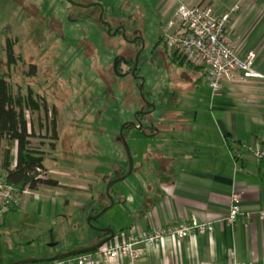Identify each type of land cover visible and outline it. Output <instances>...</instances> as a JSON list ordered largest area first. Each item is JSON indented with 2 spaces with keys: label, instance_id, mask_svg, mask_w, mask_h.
I'll use <instances>...</instances> for the list:
<instances>
[{
  "label": "rangeland",
  "instance_id": "1",
  "mask_svg": "<svg viewBox=\"0 0 264 264\" xmlns=\"http://www.w3.org/2000/svg\"><path fill=\"white\" fill-rule=\"evenodd\" d=\"M127 1L130 6L119 15L128 20V29L139 30L143 37L145 51L139 67L145 98L155 109L147 117L149 122L142 124V130L132 127L125 132L133 173L111 187L110 198L106 190L115 175V168L122 170L120 166H124L128 170L127 155L116 137L125 123L135 120L142 103L139 77L118 78L112 72L113 61L115 55L128 51L134 56L136 49L119 38L104 35L103 29L94 21L70 23L67 15L82 17L85 11L71 9L62 0H0V73L10 81L14 100L20 99L18 102L29 113L35 133L32 147L43 153L44 165L51 171L77 168L85 165V161H93V171L89 173L97 183H92V192L101 196V204L110 206L113 201L114 205L92 224L95 227L111 226L118 231L132 223L131 214L136 208L141 179L151 181L140 175L136 164L138 153H152L157 144L151 136L145 135L150 133L153 121L159 119L164 106L196 105L199 109L212 94L201 69L174 64L164 54V45L160 42L166 22L172 16L168 12L162 13L159 8L168 5L170 0H116V10L119 3ZM204 6L214 5L206 3ZM7 41L13 46L11 63L6 54ZM158 44V51L151 53ZM29 95L39 103L35 112L26 105ZM53 120L62 125L61 139H54ZM5 144L2 143L1 152L5 151ZM71 155L72 159L68 157ZM148 176L150 178V174ZM122 198H126L127 204L120 201ZM94 202L97 206L98 202ZM95 206L88 205V211ZM34 211L27 212L31 223ZM13 213L24 215L20 210ZM79 213L73 209L72 225ZM89 217L81 222L80 229L72 228L70 224L68 229L52 225L51 232L46 231L32 239L17 229L9 249L0 255V259L8 263L40 258L50 252L90 247L98 232L88 224Z\"/></svg>",
  "mask_w": 264,
  "mask_h": 264
},
{
  "label": "crops",
  "instance_id": "2",
  "mask_svg": "<svg viewBox=\"0 0 264 264\" xmlns=\"http://www.w3.org/2000/svg\"><path fill=\"white\" fill-rule=\"evenodd\" d=\"M182 1L188 6L211 3L218 14H223L239 0ZM159 10L172 16L174 0ZM228 29L231 38L242 44L244 54L252 50L258 53L257 70L264 75V0L242 1ZM61 131L62 125L56 122L57 139H61ZM150 136L157 144L152 153H138L136 168L151 181L141 179L132 223L119 231L114 229L116 238L111 244L123 241L131 232L165 229L181 221L211 222L214 232L180 241L167 238L144 248L136 263L123 259L101 264H264V216L259 214L264 213V162L251 157L236 161L233 158V151L243 143L264 147V78L243 84L226 82L222 93L216 97L211 94L199 109L196 105L164 106L159 119L152 123ZM15 158L16 146L11 153L12 168ZM2 159L0 153V166ZM84 163L77 168L51 171L43 161L47 178L57 181L58 187L21 194L20 205L5 216L0 226V255L9 249L18 230L32 239L51 232L52 225L68 229L70 224L80 229L81 222L90 215L88 205L95 206L96 201V208L108 206L101 204V196L92 192V183H97L89 173L94 162ZM120 168H115V173L122 172L124 166ZM233 192L242 194V211L250 217H240L229 225L224 219L229 214ZM120 201L127 204L126 198ZM31 209L35 210L32 223L27 214ZM73 209L80 212L74 225ZM17 210L24 215L13 213ZM98 238L99 233L93 242ZM18 261L21 259L8 263L0 259V264Z\"/></svg>",
  "mask_w": 264,
  "mask_h": 264
},
{
  "label": "built area",
  "instance_id": "3",
  "mask_svg": "<svg viewBox=\"0 0 264 264\" xmlns=\"http://www.w3.org/2000/svg\"><path fill=\"white\" fill-rule=\"evenodd\" d=\"M239 0L223 14H218L213 6H188L174 0V12L166 23L163 39L168 50L179 60L204 69L212 96L223 91L224 83H247L251 79H261L264 75L257 70L258 53L255 50L244 54L239 41L231 38L228 26L239 11ZM26 118L28 117V112ZM251 157L258 163L264 162V147L259 143L241 144L233 151L234 160ZM39 178L43 173L38 169ZM30 194L26 189L23 194ZM21 193L10 185L4 173L0 174V226L5 216L20 205ZM242 194L233 192L228 216L224 219L234 225L240 217L249 218L241 207ZM260 217L264 216L260 212ZM214 226L211 222L181 221L168 225L165 229L154 228L146 232H131L127 238L114 244L108 243L95 252L80 254L63 260L40 264H101L129 259L136 263L144 248L157 245L169 238L185 240L200 235H211Z\"/></svg>",
  "mask_w": 264,
  "mask_h": 264
},
{
  "label": "trees",
  "instance_id": "4",
  "mask_svg": "<svg viewBox=\"0 0 264 264\" xmlns=\"http://www.w3.org/2000/svg\"><path fill=\"white\" fill-rule=\"evenodd\" d=\"M6 46V54L9 59L8 63H11L13 46L10 41H7ZM169 57L171 61L177 65H188L202 69L193 64H187L184 61L177 59L171 52ZM18 101L21 100L18 99ZM18 101H15L12 96L11 83L7 76L0 73V148L3 142L6 143L5 151H0L3 156L0 169L4 171L8 183L21 194L26 189L34 192L42 187L56 188L58 187L57 181L46 177V169L43 165V153H40V150L32 147V139L35 137L34 127L32 126L30 119H27L24 114L26 111H24L23 104ZM26 105L32 112L39 109V103L34 100L32 95H29ZM131 128L132 127L128 126V130ZM51 130L54 133V139H56L54 120L52 121ZM13 144L16 146L14 168L11 167ZM126 167L128 168V160L126 162ZM38 169L43 173V177L41 178H39L40 173L38 172ZM127 171L128 170L124 169V171L119 173V176L125 175ZM102 209L103 207L95 209V214Z\"/></svg>",
  "mask_w": 264,
  "mask_h": 264
},
{
  "label": "flooded vegetation",
  "instance_id": "5",
  "mask_svg": "<svg viewBox=\"0 0 264 264\" xmlns=\"http://www.w3.org/2000/svg\"><path fill=\"white\" fill-rule=\"evenodd\" d=\"M62 1L64 3H67L69 5V8L71 9L85 11L82 17H73L72 15H67V19L70 23H78V22L85 21V20L94 21L98 26H100L103 29L104 35L108 36L111 39L119 38V40L125 42L127 45H130L136 49L134 56L129 55L128 54L129 51L124 52L122 54L115 55L114 57L115 59L113 61L112 72L118 78H125V77L132 76L131 72L135 64V59L137 56H139V64L136 70V75L137 77H139L138 79H140L141 81L142 75H141V70L139 66L141 63L140 62L141 56L143 55V52L145 51L144 40L141 35V32L137 29H132V30L130 28L128 29L126 25L128 20L124 19L123 17H121V15H119L120 13H123L121 11H125L126 9H128V7L130 6L129 1H127L126 3L121 2L118 4L119 9L121 8V10L119 9L116 10V5H115L116 0H111V1L107 0L106 2H101L98 0H71L72 3H68L66 0H62ZM160 43L164 45L163 46L164 54L166 56H169L170 51L166 47V43L163 39V36L161 38ZM159 45L160 44L156 45L154 49H152L151 53L154 54V52L158 51ZM150 59H152V56L150 57ZM143 95L144 97L146 96L144 91H143ZM145 99L146 100L142 99L141 107L135 115V120L129 121V122H134L137 127L140 125V123L141 124L148 123L149 121H147V117H149L153 111L152 102L148 100V98H145ZM133 128L136 129L135 127ZM127 130H128V126L123 129L124 137L126 136L125 132ZM145 135L150 136V133L145 134ZM116 140L120 142L123 146L122 140L120 139V131L116 137ZM121 177L122 176H119V174L116 172L113 179H117ZM101 228H106V227H101ZM108 235L109 234L99 233L98 241L106 238Z\"/></svg>",
  "mask_w": 264,
  "mask_h": 264
},
{
  "label": "water",
  "instance_id": "6",
  "mask_svg": "<svg viewBox=\"0 0 264 264\" xmlns=\"http://www.w3.org/2000/svg\"><path fill=\"white\" fill-rule=\"evenodd\" d=\"M68 3H72L71 0H66ZM116 62V61H115ZM138 64H139V56L136 57L135 59V64H134V67L132 69V76L135 77V78H138L137 75H136V70L138 68ZM143 90H144V79L141 78V83H140V86H139V92L141 94V98L143 100H146L144 95H143ZM152 109L154 110L155 109V106L152 105ZM127 126H132V127H135L136 129H140L142 130L143 128V125L140 123V125L137 127L136 124L134 122H128V123H125L121 130H120V139L122 140V143H123V147H124V150L126 152V155H127V159H128V171L127 173L122 176L121 178H117V179H113L111 180L110 182V185L109 187L107 188L106 190V193L107 195L110 197V190H111V187L115 184H117L118 182H121L122 180L126 179L127 177H129L132 173H133V160H132V156H131V151L129 149V146L126 142V139L125 137L123 136V129ZM111 198V197H110ZM114 205L113 201H111V204L110 206L102 209L98 214L94 215L95 213V209H97L95 207V209H93L91 212H90V217L88 218L87 222L90 226L93 227V229L98 232V233H105V234H109L106 238L98 241L97 243H94L92 246L90 247H84V248H78V249H75V250H72V251H69L67 253H55V254H50L49 256H44V257H40V258H30V259H26V260H21V261H18V262H15V263H12V264H40V263H44V262H48V261H54V260H63V259H66V258H69V257H73V256H76V255H80V254H86V253H92V252H95L96 250H98L99 248H101L102 246L110 243L111 241H113L115 238H116V233L114 231V229H112L110 226L109 227H106V228H101V227H95L92 222H98L103 216L104 214L106 213V211L112 207Z\"/></svg>",
  "mask_w": 264,
  "mask_h": 264
}]
</instances>
